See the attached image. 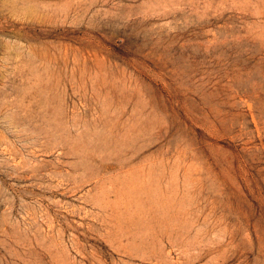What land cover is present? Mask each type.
<instances>
[{
	"label": "rangeland",
	"instance_id": "obj_1",
	"mask_svg": "<svg viewBox=\"0 0 264 264\" xmlns=\"http://www.w3.org/2000/svg\"><path fill=\"white\" fill-rule=\"evenodd\" d=\"M0 264H264V0H0Z\"/></svg>",
	"mask_w": 264,
	"mask_h": 264
}]
</instances>
